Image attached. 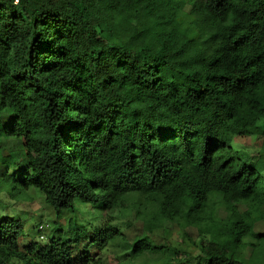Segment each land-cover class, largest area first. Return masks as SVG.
<instances>
[{"label":"trees","instance_id":"1","mask_svg":"<svg viewBox=\"0 0 264 264\" xmlns=\"http://www.w3.org/2000/svg\"><path fill=\"white\" fill-rule=\"evenodd\" d=\"M92 1L0 0V138L24 153L0 161V186L44 194L55 228L21 250L23 224L2 216L0 264H106L109 246L174 264L152 239L165 222L199 228L181 264H264V0H191L185 28L177 1L101 0L114 32ZM131 194L153 212L136 242L112 219ZM80 204L109 216L62 229Z\"/></svg>","mask_w":264,"mask_h":264},{"label":"rangeland","instance_id":"2","mask_svg":"<svg viewBox=\"0 0 264 264\" xmlns=\"http://www.w3.org/2000/svg\"><path fill=\"white\" fill-rule=\"evenodd\" d=\"M160 0H153V2L159 6ZM178 3L177 18L181 21V27L185 28L190 22V11L192 9L191 0H173ZM92 5L95 7L94 11L97 20L106 29L115 31L113 27V21L109 17V12L101 10V0H93ZM161 9V8H160ZM119 39L122 42H126L125 38L119 35ZM22 139H3L0 138V161L2 159H11V163L16 166V163L22 165L24 153L22 151ZM232 146L236 149L244 151L247 156H257V152L260 151V147L256 146L255 142L250 138H236ZM22 161V163H21ZM20 165V166H21ZM18 167H15L17 169ZM10 173L14 171L13 167H9ZM11 184H2L0 186V218L2 216L14 217L21 221L24 226V235L19 241L21 250H24L31 243H37L39 245H45L48 237L53 234V212L45 204V195L37 190L31 189L23 191L21 194L12 197L10 194H16ZM128 207L126 210H117L112 213L113 224H122V227L130 235L133 242L138 241L140 238L145 237L149 232L147 231V224L150 220L153 212L151 208L147 210L143 206H139V213H136V209L133 208V204L137 202L138 195L131 194L127 197ZM216 216L224 217L222 209H220L221 199L217 198ZM220 209V210H219ZM69 213L62 215L59 220L60 227L68 230L69 219L76 218L80 221H84L87 229L102 225L108 218L109 212L101 211L94 208L92 205L80 204L79 212L77 214L68 215ZM108 215V216H107ZM52 216V217H50ZM58 224V225H59ZM43 225V229L39 230V226ZM256 232H264V222L257 224ZM43 235L45 238H40ZM152 239H155L156 243L162 245H170L173 249H177L181 255L178 256V260L174 264H181L182 261L191 260L200 254V240L201 235L199 228L194 226L182 227L177 222H165L164 228L156 230ZM154 241V240H153ZM252 249L247 250L246 259L252 254ZM99 256L104 258L106 264H151L156 261L153 256H144L142 258L134 260L129 256V253L115 252L113 246L107 247L103 252L99 253ZM253 263V261H251ZM194 263V261H192Z\"/></svg>","mask_w":264,"mask_h":264},{"label":"clouds","instance_id":"3","mask_svg":"<svg viewBox=\"0 0 264 264\" xmlns=\"http://www.w3.org/2000/svg\"><path fill=\"white\" fill-rule=\"evenodd\" d=\"M44 227L43 226H41V228L40 229H43ZM40 238H45L43 235H41V237Z\"/></svg>","mask_w":264,"mask_h":264}]
</instances>
